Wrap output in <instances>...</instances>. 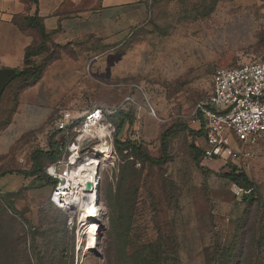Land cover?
Returning <instances> with one entry per match:
<instances>
[{
	"label": "rangeland",
	"instance_id": "1",
	"mask_svg": "<svg viewBox=\"0 0 264 264\" xmlns=\"http://www.w3.org/2000/svg\"><path fill=\"white\" fill-rule=\"evenodd\" d=\"M46 45L32 75L9 83L0 102V175L12 173L0 178V246L16 235L26 264H119V245L142 252L137 264H147V247L161 234L174 237L177 255L164 244L157 264H264V135L236 164L196 160L192 150L204 147L192 116L211 97L215 72L264 62V0H152L146 22L117 42L51 37ZM98 110L102 120L88 122ZM117 111L134 118L118 138L152 158L163 157L169 131L163 165L118 155L107 117ZM92 125L109 130V155L96 154L105 137L88 133ZM52 137L66 144L59 173L67 180L88 158L100 163L94 244L97 228L58 208L57 187L18 174L32 170V153L47 151ZM51 165L44 161L45 177ZM234 168L256 187L251 204L226 179Z\"/></svg>",
	"mask_w": 264,
	"mask_h": 264
},
{
	"label": "crops",
	"instance_id": "2",
	"mask_svg": "<svg viewBox=\"0 0 264 264\" xmlns=\"http://www.w3.org/2000/svg\"><path fill=\"white\" fill-rule=\"evenodd\" d=\"M151 1L0 0V70H23L25 51L38 40L36 30H20L15 18H38L58 44L89 37L109 43L144 24Z\"/></svg>",
	"mask_w": 264,
	"mask_h": 264
},
{
	"label": "built area",
	"instance_id": "3",
	"mask_svg": "<svg viewBox=\"0 0 264 264\" xmlns=\"http://www.w3.org/2000/svg\"><path fill=\"white\" fill-rule=\"evenodd\" d=\"M213 82L211 97L206 103L197 104L192 116L195 130L201 131L205 139L202 160L231 161L235 164L247 161L251 158L250 149L264 135V62L218 69ZM150 110L155 116L154 109ZM95 116L101 121L102 111L90 114L88 122ZM69 118L70 115H66L60 126L65 127ZM61 165L62 162L58 161L47 169V175L58 180L53 200L59 209L61 207L55 197L60 186L67 183V179L59 173ZM137 165L141 166L139 162ZM239 191L245 192L243 189Z\"/></svg>",
	"mask_w": 264,
	"mask_h": 264
},
{
	"label": "trees",
	"instance_id": "4",
	"mask_svg": "<svg viewBox=\"0 0 264 264\" xmlns=\"http://www.w3.org/2000/svg\"><path fill=\"white\" fill-rule=\"evenodd\" d=\"M14 23L18 25L20 30L26 31L27 29H34L38 34V40L34 41V43L28 47L25 51L24 56V69L21 71H17V77L15 80L20 78H26L36 70L35 68V58L41 56L46 51V44L51 41L52 33H48L43 26V24L39 21L38 18H15ZM25 24V26H24ZM108 119L112 121L116 125V135H115V148L116 152L122 159L131 158L133 161L138 159L142 160L145 163H150L156 166H161L166 162L168 158V138L169 131L162 135L161 144H162V152L163 157L160 159L152 158L147 151L138 143L134 141H122L120 140L119 134L123 130L124 126L128 122L130 125H133L134 118L126 117L122 111H117L111 115H107ZM195 134L198 137L203 138V133L201 131H196ZM192 150L195 154V159H202V149H199L195 146H192ZM66 152V144H60L56 141L55 138H51L49 143V148L47 151H35L31 155V160L33 163V167L31 171H19L18 174L29 177V178H37L38 180L49 182L54 188L58 185V180L45 177V172L43 168V163L47 160L50 164H55L60 161ZM138 158V159H137ZM8 174H12L10 172H4L0 175V178L5 177ZM44 176V177H43ZM226 179L230 182L243 186L250 195L244 197L245 202L251 204V202L256 197V187L254 183L250 180L249 176L246 173L239 172L236 168H234L228 175H226ZM121 183L123 184L122 180ZM123 190V186L120 185V191L118 194L121 197V192ZM16 235H10L6 237V241L0 246V254L2 255L3 261L0 260V264H26L24 258L27 256V253L23 246L18 243H15ZM11 240V241H9ZM168 243V244H167ZM169 246L170 254L173 257H176V247L174 237L171 236L169 241H164V237L160 234L158 239L154 242L150 243L147 247L148 251L145 255L147 260V264H157L158 259L161 258L160 255L164 254L163 245ZM116 255L118 256V263L121 264L124 261H130L132 264H137L138 258H141L142 252H134L133 254H129L127 249L123 247L116 246ZM166 255L168 252H165ZM17 255V257H13V255ZM13 258L14 260H12ZM30 264V261H27ZM160 262H162L160 260ZM27 263V264H28Z\"/></svg>",
	"mask_w": 264,
	"mask_h": 264
},
{
	"label": "bare ground",
	"instance_id": "5",
	"mask_svg": "<svg viewBox=\"0 0 264 264\" xmlns=\"http://www.w3.org/2000/svg\"><path fill=\"white\" fill-rule=\"evenodd\" d=\"M96 117L97 116L91 119L94 124H96ZM91 128H93V130L90 131L89 129L88 133L95 134L97 138L105 137L103 143L98 145L95 149L96 154L101 156L109 155L108 152L111 150V147L106 143L108 136H110L109 130L106 127L94 129L96 128L95 125H92ZM72 161H74V158ZM99 168V161L88 158L87 161L79 165L73 177L71 179L68 178L69 180H67V183L60 186L55 197L61 209L75 213L74 215L78 217V222L80 224H91L97 228L92 237H90V242L92 244H94V241L97 239V234L101 227V221H99L98 218L103 214L102 209L98 207L96 193ZM88 185L91 186V189L87 188ZM95 244L97 245L96 251L98 244Z\"/></svg>",
	"mask_w": 264,
	"mask_h": 264
},
{
	"label": "water",
	"instance_id": "6",
	"mask_svg": "<svg viewBox=\"0 0 264 264\" xmlns=\"http://www.w3.org/2000/svg\"><path fill=\"white\" fill-rule=\"evenodd\" d=\"M17 77V71L12 69H3L0 70V102L3 98V95L6 91V88L9 83L14 81ZM88 189H91V186H87Z\"/></svg>",
	"mask_w": 264,
	"mask_h": 264
}]
</instances>
